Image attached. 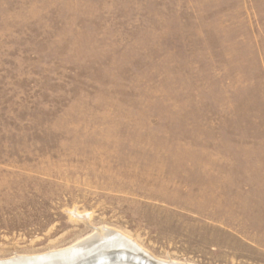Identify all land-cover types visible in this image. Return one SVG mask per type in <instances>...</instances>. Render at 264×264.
<instances>
[{"label":"rangeland","instance_id":"1","mask_svg":"<svg viewBox=\"0 0 264 264\" xmlns=\"http://www.w3.org/2000/svg\"><path fill=\"white\" fill-rule=\"evenodd\" d=\"M103 228L264 264V0H0V259Z\"/></svg>","mask_w":264,"mask_h":264},{"label":"bare ground","instance_id":"2","mask_svg":"<svg viewBox=\"0 0 264 264\" xmlns=\"http://www.w3.org/2000/svg\"><path fill=\"white\" fill-rule=\"evenodd\" d=\"M128 256L147 263L152 257L127 235L103 228L66 247L35 255L17 254L0 259V264H134L127 262ZM152 260V264H189L154 257Z\"/></svg>","mask_w":264,"mask_h":264},{"label":"water","instance_id":"3","mask_svg":"<svg viewBox=\"0 0 264 264\" xmlns=\"http://www.w3.org/2000/svg\"><path fill=\"white\" fill-rule=\"evenodd\" d=\"M150 259H151V262L152 261L154 262V260H152V258H150ZM127 262L134 263V264H152L151 262L150 263H147V262H144V261L139 260L137 258H134V256H130V257L128 256V261Z\"/></svg>","mask_w":264,"mask_h":264}]
</instances>
